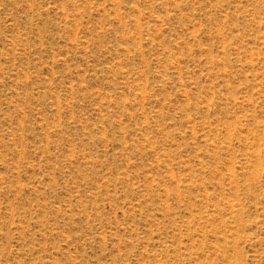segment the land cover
Listing matches in <instances>:
<instances>
[{
    "label": "rangeland",
    "instance_id": "rangeland-1",
    "mask_svg": "<svg viewBox=\"0 0 264 264\" xmlns=\"http://www.w3.org/2000/svg\"><path fill=\"white\" fill-rule=\"evenodd\" d=\"M0 264H264V0H0Z\"/></svg>",
    "mask_w": 264,
    "mask_h": 264
}]
</instances>
